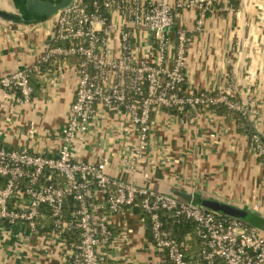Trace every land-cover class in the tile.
I'll return each mask as SVG.
<instances>
[{
    "label": "built area",
    "instance_id": "2783aa9c",
    "mask_svg": "<svg viewBox=\"0 0 264 264\" xmlns=\"http://www.w3.org/2000/svg\"><path fill=\"white\" fill-rule=\"evenodd\" d=\"M215 1L74 0L56 15L46 53L35 65L0 77V89L17 103L31 104L32 72L40 73L41 65L53 59L64 60L76 81L70 114L62 126L44 131L45 137L55 139L54 152L36 148L34 138L42 135L41 129L30 132L33 141L19 148L0 144V228L21 226L37 240L61 243L72 264H103L117 252L112 218L141 207L149 218L154 250L166 255L170 264H264V229L258 225L175 194L118 180L108 170V158L83 160L76 152L101 111L128 114L139 128L140 150L148 145L150 120L157 109L184 112L188 107L227 106L244 111L226 93H181L188 36L179 30L173 45L170 29L181 8H195L201 27ZM233 1L237 0H227L230 5ZM70 58L75 61L69 64ZM251 145L264 167L259 135ZM161 210L196 223L200 261L186 258V244L165 228ZM253 210L261 213L260 202L255 201Z\"/></svg>",
    "mask_w": 264,
    "mask_h": 264
},
{
    "label": "crops",
    "instance_id": "0c3cea01",
    "mask_svg": "<svg viewBox=\"0 0 264 264\" xmlns=\"http://www.w3.org/2000/svg\"><path fill=\"white\" fill-rule=\"evenodd\" d=\"M237 1L235 9L227 0H216L201 27L195 8L179 9L169 38L175 45L181 29L188 36L181 93L229 94L241 103L251 131L264 145V0ZM11 4L13 0H0V7L13 9ZM55 25L56 16L30 24L0 19V77L35 65L49 48ZM63 62L54 59L42 66L33 78L31 104L17 103L0 89V144L19 148L33 141L30 132L41 129L42 135L34 138L36 148L54 152L55 139L45 137L44 131L67 121L76 88ZM239 116L217 107L157 109L151 116L148 145L140 150L139 128L130 116L101 111L76 152L83 160L108 158V170L118 180L166 194L186 193L191 196L186 200L203 206L218 200L254 213L258 201L262 211L254 214L264 229V167ZM112 221L117 252L112 251L107 261L170 264L154 250L147 224L134 211ZM67 251L61 243L35 239L21 226L0 228V264H72Z\"/></svg>",
    "mask_w": 264,
    "mask_h": 264
},
{
    "label": "water",
    "instance_id": "95a60500",
    "mask_svg": "<svg viewBox=\"0 0 264 264\" xmlns=\"http://www.w3.org/2000/svg\"><path fill=\"white\" fill-rule=\"evenodd\" d=\"M74 0H13L12 8L0 7V19L13 23H36L41 19L56 16L62 9L69 6ZM177 196L191 199L186 193H177ZM204 205L224 215L245 220L252 219L253 213L249 210L221 202L208 200ZM260 222V219L257 220Z\"/></svg>",
    "mask_w": 264,
    "mask_h": 264
},
{
    "label": "trees",
    "instance_id": "16d2710c",
    "mask_svg": "<svg viewBox=\"0 0 264 264\" xmlns=\"http://www.w3.org/2000/svg\"><path fill=\"white\" fill-rule=\"evenodd\" d=\"M233 8H237L238 1H233L231 3ZM54 60V59H53ZM44 64L41 65V68ZM46 65V64H45ZM44 65V66H45ZM38 72L33 71L31 76V84L33 82V78L37 75ZM34 87V86H33ZM34 89V88H33ZM221 110L235 112L236 115H240V121L246 124L247 133L250 135V142H252V138L254 137V133L251 131L250 124L246 121L245 115L243 112L233 110L227 106L217 107ZM261 159V158H260ZM134 213L141 217L146 218V224L148 226V236L151 238V231L149 227V218L147 214L143 211L141 207L134 208ZM160 215L164 226L167 230H169L179 241H182L186 244L185 253L186 258L191 261H200V252H201V242L197 235L196 223L188 219L186 217L180 216L176 217L175 214L171 211L161 210ZM259 217L253 213L252 219L248 220L251 223L258 225L259 222L257 220ZM166 256V255H165ZM167 257V256H166ZM103 264H114L112 260L106 261Z\"/></svg>",
    "mask_w": 264,
    "mask_h": 264
}]
</instances>
